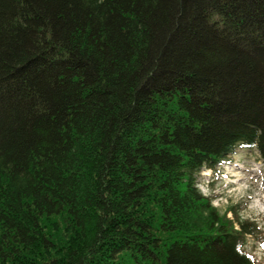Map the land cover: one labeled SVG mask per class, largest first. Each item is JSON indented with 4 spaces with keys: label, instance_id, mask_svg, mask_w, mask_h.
<instances>
[{
    "label": "trees",
    "instance_id": "1",
    "mask_svg": "<svg viewBox=\"0 0 264 264\" xmlns=\"http://www.w3.org/2000/svg\"><path fill=\"white\" fill-rule=\"evenodd\" d=\"M264 162V0H0V264H256L198 190Z\"/></svg>",
    "mask_w": 264,
    "mask_h": 264
},
{
    "label": "rangeland",
    "instance_id": "2",
    "mask_svg": "<svg viewBox=\"0 0 264 264\" xmlns=\"http://www.w3.org/2000/svg\"><path fill=\"white\" fill-rule=\"evenodd\" d=\"M196 186L221 216L256 225L259 231L246 237L244 249L264 264V162L257 151L236 149L215 170L203 169Z\"/></svg>",
    "mask_w": 264,
    "mask_h": 264
}]
</instances>
